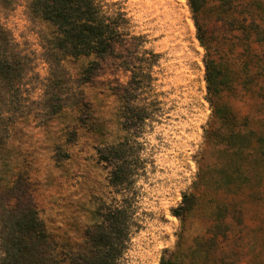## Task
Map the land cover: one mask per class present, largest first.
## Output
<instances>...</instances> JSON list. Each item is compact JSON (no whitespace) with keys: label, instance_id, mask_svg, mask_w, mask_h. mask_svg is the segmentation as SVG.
<instances>
[{"label":"rangeland","instance_id":"1","mask_svg":"<svg viewBox=\"0 0 264 264\" xmlns=\"http://www.w3.org/2000/svg\"><path fill=\"white\" fill-rule=\"evenodd\" d=\"M102 1L123 12V42L98 59L85 83L78 82L80 72L97 58H64L62 90L81 91L85 105L69 97L55 114L44 105L49 68L41 36L47 24L29 13L27 0L0 8V21L30 61L18 92L20 110L2 149L7 180L20 174L30 182L58 264H67L69 252L83 243L85 229L98 220L97 209L120 198L109 184L112 165L97 154L118 142L137 157L128 185L132 233L118 264H158L163 254L195 247L183 264H264V163L245 160L242 147L245 129L264 130V43L245 35V20L264 27V0H236L230 11L207 0L198 15L225 73L221 97L236 117L231 136L206 100L205 50L187 0ZM129 57L151 75L127 102L117 92L129 80L123 63ZM129 106L141 108L143 122ZM190 193L196 205L176 217L173 211Z\"/></svg>","mask_w":264,"mask_h":264},{"label":"trees","instance_id":"2","mask_svg":"<svg viewBox=\"0 0 264 264\" xmlns=\"http://www.w3.org/2000/svg\"><path fill=\"white\" fill-rule=\"evenodd\" d=\"M206 1L187 0L196 37L205 50L206 100L213 116L231 136L235 133L236 117L221 97L226 88L225 73L220 62L211 54L198 18ZM216 1L218 9L230 11L236 0ZM15 3L16 0H0V8L9 10ZM26 7L29 13L48 26L41 36L43 59L49 68V79L44 85L49 93V100L44 104L46 110L51 114L57 113L69 97L75 105H85L81 91L69 94V91L62 90L66 82L61 70L62 62L67 57L95 56L97 59L91 60L78 77L79 83L90 81L99 65L98 59L114 54L116 45L123 42L126 22L123 12L102 0H27ZM245 35L247 38L252 35L257 42L264 43V27L253 19L245 20ZM152 55L155 57V54ZM133 59H123L130 77L117 92L127 102L144 89L145 79H150L151 75L140 61ZM29 62L28 57L18 50L9 29L0 21V264L59 263L56 244L32 201L30 182L20 174L9 182L7 164L3 159L2 149L9 135V125L14 122L20 108L18 92L30 71ZM129 109L139 121L143 122L146 118L141 108L129 106ZM244 141L245 160L250 157L264 163V130L245 129ZM97 154L99 160L112 165L109 184L120 198L114 205L97 209L98 220L85 229L83 243L69 252L67 264H118L132 233L133 208L128 185L137 173L136 164L131 161L137 157L133 156L125 142L98 148ZM248 181L245 170V183ZM196 201L194 194H184L181 205L173 211L174 215L183 217L196 205ZM196 243L200 245L198 239ZM195 249L183 251L177 248L163 254L158 264H183Z\"/></svg>","mask_w":264,"mask_h":264}]
</instances>
